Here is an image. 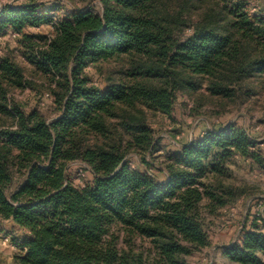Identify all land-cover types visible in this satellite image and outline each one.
<instances>
[{
    "label": "trees",
    "instance_id": "1",
    "mask_svg": "<svg viewBox=\"0 0 264 264\" xmlns=\"http://www.w3.org/2000/svg\"><path fill=\"white\" fill-rule=\"evenodd\" d=\"M99 1L98 13L58 19L44 0L0 12V28L22 35L30 76L43 79L56 114L48 121L13 103L9 92L33 83L19 63L0 58V220L27 232L21 264H188L212 243L207 215L241 194L225 183L228 162L262 158L231 125L169 154L162 180L147 170L156 144L147 112L170 115L178 92L204 86L220 98L263 86L264 15L245 0ZM43 24L50 38L24 33ZM111 60L117 72L96 85L87 68ZM131 152L145 168L130 165ZM75 161L91 168L85 187L69 176ZM251 226L226 253L264 264V221Z\"/></svg>",
    "mask_w": 264,
    "mask_h": 264
},
{
    "label": "rangeland",
    "instance_id": "2",
    "mask_svg": "<svg viewBox=\"0 0 264 264\" xmlns=\"http://www.w3.org/2000/svg\"><path fill=\"white\" fill-rule=\"evenodd\" d=\"M55 19L66 17L73 11L90 9L100 12L102 9L99 0H44ZM252 14L264 15V0H245ZM25 0H0V12L5 7L20 8ZM194 25L188 26L181 33L190 35ZM24 33L34 36H52L51 28L43 24L38 27H29ZM22 35L12 28H0V58L9 56L24 69L27 78L32 80L24 90L10 91L8 96L13 103H18L26 109L37 107L52 121L56 114L52 107V98L47 85L40 77H31L32 65L23 55ZM119 64L114 61L90 65L87 74L93 82L103 87L107 76H114ZM147 121L152 129L155 148L148 155L152 163L148 172L164 180L163 169L167 156L181 150V147L190 142L203 138L207 133L220 131L229 126L242 129L254 141L255 150L261 155L262 161L234 156L227 165L228 177L225 183L241 191L237 200L216 214L206 217L212 244L223 243L231 245L240 239L242 229L260 217L264 221V85L260 80L249 83L242 88L235 89L233 97L220 98L212 96L204 87L193 94L178 92L175 98L174 109L170 115L155 111L147 112ZM130 165L134 168L142 167L139 157L131 152L127 156ZM69 176L78 187H85L93 180L91 168L82 161L72 162L69 166ZM14 188V187H13ZM0 234L10 236L11 241L4 243L0 239V264H21L19 256L25 234L15 225L6 220H0ZM210 249L203 248L187 257L188 264L203 263V258L209 261ZM215 252L213 258H218Z\"/></svg>",
    "mask_w": 264,
    "mask_h": 264
},
{
    "label": "crops",
    "instance_id": "3",
    "mask_svg": "<svg viewBox=\"0 0 264 264\" xmlns=\"http://www.w3.org/2000/svg\"><path fill=\"white\" fill-rule=\"evenodd\" d=\"M252 221H249L248 224L246 225L247 229L252 228L251 226ZM25 235H26V231L21 230ZM234 243V242H233ZM232 243V244H233ZM228 247V245H225L223 243L220 244H212L209 247H206L207 249H210L209 253V261H207V258H203V263L208 262V264H241L237 261L232 260L226 253V248ZM217 252L219 254L218 258H213V254ZM259 257L261 258V260L264 262V253H259ZM202 264V263H201Z\"/></svg>",
    "mask_w": 264,
    "mask_h": 264
},
{
    "label": "built area",
    "instance_id": "4",
    "mask_svg": "<svg viewBox=\"0 0 264 264\" xmlns=\"http://www.w3.org/2000/svg\"><path fill=\"white\" fill-rule=\"evenodd\" d=\"M0 239L4 240V243H9L11 241L10 236L7 235L3 236L0 234ZM16 245L19 246L18 243Z\"/></svg>",
    "mask_w": 264,
    "mask_h": 264
}]
</instances>
